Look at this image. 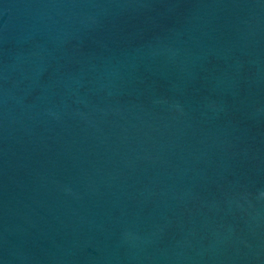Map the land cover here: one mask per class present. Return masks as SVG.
<instances>
[{
  "label": "water",
  "instance_id": "obj_1",
  "mask_svg": "<svg viewBox=\"0 0 264 264\" xmlns=\"http://www.w3.org/2000/svg\"><path fill=\"white\" fill-rule=\"evenodd\" d=\"M0 264H264V0H0Z\"/></svg>",
  "mask_w": 264,
  "mask_h": 264
}]
</instances>
